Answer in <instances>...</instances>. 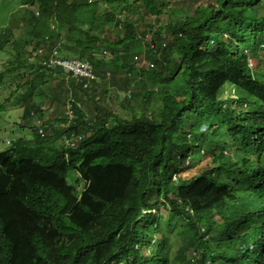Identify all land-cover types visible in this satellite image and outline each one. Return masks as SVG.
Here are the masks:
<instances>
[{"label": "trees", "instance_id": "1", "mask_svg": "<svg viewBox=\"0 0 264 264\" xmlns=\"http://www.w3.org/2000/svg\"><path fill=\"white\" fill-rule=\"evenodd\" d=\"M0 2L27 26L22 43L0 34V51L14 55L0 86L19 63L83 101L70 74L41 65L51 48L113 83L97 71L105 50L130 71L145 45L153 67L143 74L158 85L147 114L108 119L96 106L85 120L81 109L69 128L49 124L40 136L30 126L34 138L0 149V264H264V0H208L169 29L155 0ZM138 9L139 29L126 14ZM146 35L165 47L142 45ZM177 79L179 90L165 88ZM72 130L83 134L72 146L54 144ZM169 233L184 246L173 257Z\"/></svg>", "mask_w": 264, "mask_h": 264}, {"label": "rangeland", "instance_id": "2", "mask_svg": "<svg viewBox=\"0 0 264 264\" xmlns=\"http://www.w3.org/2000/svg\"><path fill=\"white\" fill-rule=\"evenodd\" d=\"M205 1L208 0H155L156 4L162 9L160 20L164 23L165 29L171 27L172 23L179 18H183L186 14H194L196 12L195 7ZM129 2L133 3V0H129ZM4 6L5 5L0 2V34H2L4 28H6V33L10 35L13 40L22 43L27 33V26L25 23L14 20L12 12L16 8L15 5L9 7ZM126 14L128 18L137 16L135 21L136 28L139 29L142 28V26L144 27V20H142L144 15L141 10L138 9L137 14H134L132 11H128ZM148 21H150V19ZM145 22H147L146 19ZM73 33L75 34L76 32L74 31ZM148 34L150 35V33ZM149 35L147 38H149ZM141 43L145 45V40L141 41ZM145 47L146 45L141 46L138 54L141 59L149 60L148 58L150 57H148ZM12 49L13 47H8L0 51V70L9 69L14 63V55L11 53ZM105 51L106 58H103L102 64L97 71L112 72L111 76H114L113 83L105 78V76L103 77L101 73H96L100 78L101 82L99 84L101 85L98 88L91 87L87 91H82L80 95L83 96L84 100L81 101L80 98L78 99L84 111L83 118L85 120H92L96 113V106H98L97 109L103 108V113H107L108 119L111 117V115H108L109 113H116L124 118L131 117L132 113L142 112L147 114L151 106L157 102L155 86L158 87V85L152 84L147 80V77L143 74V70H145L143 65L137 66L133 62V68L130 71L127 68H118L115 70L114 65L108 61L110 59L108 57L111 54L109 51ZM5 58L6 60L8 59L10 64H1V61H4ZM15 72H19L18 76ZM6 76L8 80L0 86V100L2 101L8 98L3 109L0 110V149L5 147V139L8 140V138L18 136L30 137L31 134L33 135V131L30 129L33 122L29 120L27 115L24 116L22 113L27 106L31 108L36 107L38 109L37 112L45 119L46 124L50 122L55 124L64 123L60 118L64 116L65 100L70 91L66 93V89H63L62 85L55 86V80L48 76H46V80L39 79L35 77L34 72V78L31 79L27 67L24 64L18 63L17 68L13 72L6 71ZM66 84L67 87L70 85L67 82L64 83V85ZM181 87L182 82L177 79L166 85L165 88L175 93V90H179ZM126 88H130L132 91V97L129 101H124L120 98V93ZM229 90H231L230 86H227V89L224 88L225 92ZM197 136L198 135H193L194 138ZM32 138H34V135ZM169 236L172 239V248L169 254L173 257L182 252L184 246L180 239H175L173 233H169ZM47 237L52 238V232L47 233ZM188 241L190 242V239H188ZM152 248L156 253L161 251V247L155 242L151 246V249ZM183 253L186 255V260H191L192 252L190 249ZM175 261L177 262L178 259L176 258Z\"/></svg>", "mask_w": 264, "mask_h": 264}, {"label": "built area", "instance_id": "3", "mask_svg": "<svg viewBox=\"0 0 264 264\" xmlns=\"http://www.w3.org/2000/svg\"><path fill=\"white\" fill-rule=\"evenodd\" d=\"M152 23H154L153 20H152ZM142 40H145L144 44L148 42V46L154 49L156 48V43H158L159 51L162 50L166 45L164 40H158L157 42H151L150 38H147V35ZM38 51H40V48L38 49ZM159 51H157L158 54H159ZM131 54H132V58L135 63H140V65H143L145 68L153 67V61L141 59V57L138 54L137 49L132 50ZM32 55H35V53H32ZM41 64L49 68L57 67L61 69L64 73L70 74L73 78H75L77 81L80 82V85L83 89L89 88V84L92 80L94 81L98 80V78L96 77L93 71L92 65L87 60L71 58V57H63L58 51L57 47H53L50 50L49 54L42 58ZM130 97H131L130 88H127L120 93L121 99H126ZM80 108H81V102L78 99H75L69 93L65 100V107H64V117L66 119V126L73 123L74 118L77 115L76 111L79 110ZM33 118H34L35 125L37 126L38 132L43 133V127H44L43 120L44 119L36 114L34 115ZM82 136L83 134L81 133L75 134L71 131L70 135L62 136L59 139L58 143L72 146L74 144V140L79 139Z\"/></svg>", "mask_w": 264, "mask_h": 264}, {"label": "clouds", "instance_id": "4", "mask_svg": "<svg viewBox=\"0 0 264 264\" xmlns=\"http://www.w3.org/2000/svg\"><path fill=\"white\" fill-rule=\"evenodd\" d=\"M36 13H37V11H36ZM151 19V18H150ZM143 41V40H142ZM54 47H57V46H54ZM52 49V48H51ZM50 49V50H51ZM58 49V48H57ZM58 51H59V49H58ZM139 51V50H138ZM50 52V51H49ZM60 52V51H59ZM49 54V53H48ZM47 54V55H48ZM61 54V53H60ZM46 55V56H47ZM62 55V54H61ZM32 56H34V55H30V56H27V58H28V60H30L31 58H32ZM63 56V55H62ZM44 57V56H43ZM63 57H65V56H63ZM71 58H74V57H71ZM79 59V58H78ZM42 65V64H41ZM43 66V65H42ZM44 68H46V66L44 67ZM93 68V67H92ZM145 68V67H144ZM145 69H149V68H145ZM108 72V71H107ZM106 72V73H107ZM95 75H96V73H95ZM96 77H97V75H96ZM98 78V77H97ZM75 79V78H74ZM76 80V79H75ZM77 81V80H76ZM79 82V81H78ZM80 83V82H79ZM82 88V87H81ZM91 88V84H89V88H87V89H83V91H87L88 89H90ZM127 89V88H126ZM124 91V90H123ZM131 94H132V91H131ZM70 95H72L71 93H70ZM73 96V95H72ZM74 97V96H73ZM75 99H77V98H75ZM8 101V98H6V99H4V100H2L1 102L3 103V107H4V105L6 104V102ZM3 107L1 108V109H3ZM0 109V110H1ZM82 108H80L79 110H81ZM38 115V116H40L39 115V113L37 112V111H34V110H30V112H29V116L30 117H28L29 118V120L30 121H32L33 122V124H32V127H34L35 129H36V131H37V133L40 135V136H43L44 135V131H45V129L49 126V124H55V123H53V122H50V123H48V124H46L45 123V119L43 120V124H44V127H43V133H39L38 132V130H37V126L35 125V122H34V115ZM77 116V115H76ZM40 117H42V116H40ZM32 120H31V119ZM63 118L64 119H62V121L64 122L63 124H58L59 126H63V127H65V128H69L70 126H71V124H73L74 122H75V118H74V121H73V123H71V124H69L68 126H66V119H65V117L63 116ZM93 119V118H92ZM71 132V131H70ZM70 132H68V134H62L60 137H58L57 139H55L54 140V144L56 145V146H59V145H64V144H59L58 143V141H59V139L62 137V136H68V135H70ZM72 132L73 133H75L73 130H72ZM75 134H78V133H75ZM15 139V137L14 138H8V140L7 139H5L4 140V144H5V147L12 141V140H14ZM64 146H66V145H64ZM68 146H70V145H68Z\"/></svg>", "mask_w": 264, "mask_h": 264}, {"label": "bare ground", "instance_id": "5", "mask_svg": "<svg viewBox=\"0 0 264 264\" xmlns=\"http://www.w3.org/2000/svg\"><path fill=\"white\" fill-rule=\"evenodd\" d=\"M68 146V145H67ZM7 191V190H6Z\"/></svg>", "mask_w": 264, "mask_h": 264}]
</instances>
